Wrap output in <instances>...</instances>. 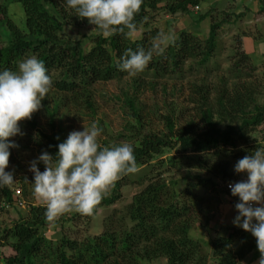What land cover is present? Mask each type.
Masks as SVG:
<instances>
[{
    "label": "trees",
    "instance_id": "trees-1",
    "mask_svg": "<svg viewBox=\"0 0 264 264\" xmlns=\"http://www.w3.org/2000/svg\"><path fill=\"white\" fill-rule=\"evenodd\" d=\"M45 1L61 15L62 21L43 6ZM160 1L163 0H144L136 15L137 26L146 29L140 39H126L119 34L108 38L98 35L86 52L78 39L64 35L67 22L71 24L76 20L65 12L63 2L67 0H3L0 3V33L4 37L0 40V71H17L22 60L35 55L45 63L53 79L51 90L56 95L51 104L42 102L52 133L38 128V112L26 121L27 127L36 131L35 144L40 154L47 151L55 156L58 152L60 143L54 132V120L59 112L70 115L82 111L94 115L96 84L121 80L129 75L118 68V61L128 48L150 47L151 39L160 30L151 26L148 13L157 8ZM202 1L170 0L164 6L171 14L187 13L188 7L200 5ZM14 2L22 5V28L8 14V6ZM261 2L263 9L264 0ZM212 16L205 38L185 29L179 30L176 42L167 47L163 56L154 57L145 72L138 76L162 77L181 72L187 58L193 59V67H205L216 49L218 27L222 21L229 20V16L224 15L226 18L216 22ZM205 17L206 14L199 15V19ZM239 56L230 67L238 80L231 86L217 85L212 89L204 83H192L189 101L193 103V114L178 110L172 115H163L164 131L147 127L137 96L124 91L126 117L116 138L122 137L124 143L134 141L129 144L134 147L138 166L152 164V160L158 159L166 149L175 147L183 153H191L192 156L187 158L189 161L173 156L160 158L153 162L148 173L139 175L135 181H131L130 175L122 178L100 206L113 204L122 185L136 183L140 189L132 195L126 207L111 211L104 219L101 232L81 240L65 234L56 239L48 236L45 205L27 204L25 216L21 215L13 225L0 230V244L8 245L14 251L10 255L0 253V264H144L156 258H164L165 264H237L249 253L251 261L259 259L260 253L255 251L256 238L242 228L228 227L230 230L226 235L208 242L193 238L190 233L196 223L202 226L208 223L212 203L219 202L214 197L198 196L194 189L213 190L217 186L214 178L230 177V151L226 146L239 147L234 154L239 159L251 154L258 146H264L252 135L264 122V102L261 104L258 98L259 82L251 79L241 64L250 60L249 54L241 51ZM262 65L264 77V59ZM249 66L255 69V65ZM211 91L214 98L209 96ZM116 98L121 97L116 95ZM120 144L111 138L102 147ZM184 164L193 168L195 173H190L192 178L187 186L177 191L174 188L177 181L167 179L166 174ZM202 172L206 174L203 176ZM21 184L27 188L24 181ZM222 192L229 194L230 189L225 187ZM14 205L13 191L9 187L0 188V212ZM206 216L204 222L200 221ZM236 241H240V245L233 249ZM207 243L210 256L203 249Z\"/></svg>",
    "mask_w": 264,
    "mask_h": 264
},
{
    "label": "rangeland",
    "instance_id": "rangeland-1",
    "mask_svg": "<svg viewBox=\"0 0 264 264\" xmlns=\"http://www.w3.org/2000/svg\"><path fill=\"white\" fill-rule=\"evenodd\" d=\"M168 1L170 0L160 1L157 4V8L151 9L148 13V20L151 22V26H156L160 31L166 33L171 32L175 37L178 35L179 30L185 29L201 39L205 38L209 31L212 15V17H215L212 20L216 22L226 18L224 15L229 16V20L222 21L218 27L216 49L213 57L209 59L205 67H193L191 65L193 59L187 58V60H184L181 72H173L162 77H153L151 74L141 76L128 75L124 76L121 80L96 84L94 87V115H89L88 112L83 113L82 111L70 115H63L59 112V116L55 118L54 132L59 137V143L64 142L72 131H83V124L90 126L93 122H97L98 126L103 128V132L98 138L101 147L104 142H109L111 138H114V142L119 141L124 143L125 141L122 137L116 138L118 133L122 131L126 117L124 109L127 108L122 94L124 91L130 95L135 94L137 96L138 102L143 107V118L147 127L149 126L152 130L164 131L163 115L167 113L172 115V112L177 113L178 110L185 114H193L191 111L193 103L189 101V95L191 94L190 85L192 83H204L208 88L212 89L217 85L231 86L238 80L237 76L232 74L230 67L240 57L239 53L241 51L249 54L250 60L243 61L241 64H244V72L251 79L255 78L258 80L260 87L258 98L261 104L264 102V77L262 73L264 59V6L261 9V0H203L200 5L188 7L189 14L188 12L169 13L164 6ZM2 2L3 0H0V3ZM63 4L65 12L69 15L72 14L73 18H76L74 23L70 24V22H67L68 24L64 26V35L78 39L83 51H88L94 39L98 35H102L101 31L98 28L93 29L94 26L90 25L86 18L81 20L75 10L68 7L67 2H63ZM43 6L62 21L61 15L48 2H43ZM209 10L211 11L210 13H208ZM8 14L17 26L23 27L24 15L20 3H11L8 6ZM200 14H206V17L199 19ZM138 30V36L132 40L140 39L142 32L146 29L138 27ZM27 37L30 38L29 36ZM1 39L4 40V37L0 33ZM246 63L248 66L249 64L255 65V69L246 66ZM212 93L213 91H211V95L209 96L214 98V94ZM55 95V92L51 90L48 97L44 100L47 105L52 103ZM116 95H119L121 98L117 99ZM48 119V116L42 109L38 111V128L47 133H52ZM20 127L24 135L13 138L19 145V148L10 149L9 167L6 171L14 173L16 181L9 188L13 191V194H16L15 190L20 191L17 197H21L24 204L7 206V210L0 212V230L13 225V222L21 215L25 216L27 204L44 205L42 201L34 198L33 184L31 182L33 181L34 174L29 171L31 162L37 160L41 155L35 144L36 131L29 129L26 121H22ZM143 130L146 131L147 129ZM252 135L264 144V122L258 126ZM131 142L134 143V141ZM226 148L227 151H230V177L224 179L214 178L217 186L213 190L203 187H196L194 189L198 196L214 197L219 201L212 203V211L209 215L208 223L203 226L196 223V226L190 232L193 238H200L207 242L222 234L226 235L231 228H239L229 225L230 218L234 220L235 216L238 215L234 206L239 202V197L232 196L231 191L229 194H226L222 190L225 189L226 183L236 182L247 177L246 174H237L234 171V166L239 160V156L234 154L239 151V147L226 146ZM171 156L189 161L187 158L192 155L191 153H183L175 147L166 149L158 159H167ZM158 159L152 160V164L150 165H139L140 171L135 175H130L131 181H135L139 175L143 176L148 173L150 166ZM186 163L188 164V162ZM187 164H184L178 170H173L166 174L167 179L170 177L177 181L174 185L177 191L185 188L189 178H192L191 174L195 173L193 168L189 169ZM38 167L42 172L45 170L43 163H39ZM205 174V172H202L203 176ZM22 181L26 183V189L21 184ZM139 189L140 187L136 183L122 185L118 189L117 200L113 204L100 206L94 216H84L75 212L66 214L54 224H49L46 233H49L47 235L55 239L59 238L60 234H65L70 238L78 240L86 236L98 234L103 230L104 219L111 214V211L126 207L131 201L132 195ZM219 190L221 192H218ZM112 192L111 190L108 195L112 194ZM207 218L208 216L203 217L200 221L204 222ZM228 227L230 228L229 230L227 229ZM239 245L240 241H236L233 244V249H236ZM203 249L210 256L209 243L204 244ZM0 253L2 255H10L14 251L8 245L0 244ZM250 255L251 253L246 256L245 260H240L237 264H258L259 259L251 261ZM207 262L209 263L208 259ZM144 264H165V259L156 258Z\"/></svg>",
    "mask_w": 264,
    "mask_h": 264
},
{
    "label": "clouds",
    "instance_id": "clouds-1",
    "mask_svg": "<svg viewBox=\"0 0 264 264\" xmlns=\"http://www.w3.org/2000/svg\"><path fill=\"white\" fill-rule=\"evenodd\" d=\"M143 3L144 0H67L68 7L81 20L86 18L93 29L98 28L105 38L119 34L126 39L138 36L135 17ZM175 42L173 33L160 31L147 49H126L118 68L131 76L141 74L154 57L163 56ZM52 87L49 70L35 55L22 60L17 71H0V188L11 187L16 181L14 173L6 171L10 149L19 148L12 138L24 135L21 122L31 120L44 107L42 102ZM102 132L97 122L83 124V131H72L58 145L55 156L44 151L31 162L33 195L45 205L44 216L49 224L73 212L94 216L118 181L139 173L134 147L129 143L101 147L98 138ZM41 162L43 172L38 167ZM234 171L247 178L228 184L232 196L239 197L233 224L256 238L258 264H264V146L239 159Z\"/></svg>",
    "mask_w": 264,
    "mask_h": 264
},
{
    "label": "built area",
    "instance_id": "built-area-1",
    "mask_svg": "<svg viewBox=\"0 0 264 264\" xmlns=\"http://www.w3.org/2000/svg\"><path fill=\"white\" fill-rule=\"evenodd\" d=\"M229 183H232V182H228V183H226V187H227V189H229L228 188V184ZM15 192H16V194H13V197H14V199H15V201H14V203L15 204H19V205H23L24 203H23V201H22V198L21 197H17L19 194H20V191L19 190H15ZM16 196V197H15Z\"/></svg>",
    "mask_w": 264,
    "mask_h": 264
},
{
    "label": "crops",
    "instance_id": "crops-1",
    "mask_svg": "<svg viewBox=\"0 0 264 264\" xmlns=\"http://www.w3.org/2000/svg\"><path fill=\"white\" fill-rule=\"evenodd\" d=\"M229 211H232V210H229ZM228 219H229V218H228ZM223 222H225V221H223ZM229 222H230L229 225H233V226H235V225L233 224V219L230 218ZM225 223H226V222H225ZM235 227H236V226H235ZM222 235H223V234H222ZM255 251H258V249L256 248ZM250 256H251V255H250ZM245 258H246V257H245ZM245 258H244V260H245Z\"/></svg>",
    "mask_w": 264,
    "mask_h": 264
}]
</instances>
